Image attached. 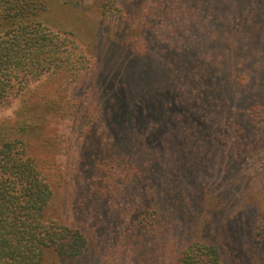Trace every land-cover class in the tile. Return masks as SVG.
I'll return each mask as SVG.
<instances>
[{"label": "rangeland", "instance_id": "374dc122", "mask_svg": "<svg viewBox=\"0 0 264 264\" xmlns=\"http://www.w3.org/2000/svg\"><path fill=\"white\" fill-rule=\"evenodd\" d=\"M237 1L188 16L187 8L193 14L203 4L115 0L118 10L110 13L97 0H47L41 17L75 38L87 58L84 74L70 81L30 79L29 88L0 104V132L32 122L30 148L53 190L49 216L94 235L91 242L104 264H144V254L134 249L138 232L126 233L132 223H153L152 195L159 189L168 193L182 225L199 221V238L225 246L223 264H264V247L249 230L264 210V126L256 120L263 106L241 108L232 87L235 77L248 93L256 90L252 79L264 77V0ZM171 7L186 10L183 18L165 11ZM237 61L243 63L233 73ZM194 119L204 135L212 134L200 149L199 164L192 141L190 150L167 164L159 158L158 187L151 175L136 181L124 174L128 179L116 177L104 195L110 172L102 176L96 163L111 146L130 154V143L147 154L151 140L156 143L155 122L194 134ZM225 163L227 175L220 167ZM94 257L44 253L49 264H90Z\"/></svg>", "mask_w": 264, "mask_h": 264}, {"label": "trees", "instance_id": "16d2710c", "mask_svg": "<svg viewBox=\"0 0 264 264\" xmlns=\"http://www.w3.org/2000/svg\"><path fill=\"white\" fill-rule=\"evenodd\" d=\"M97 1L98 8L102 10L106 8L110 13L118 10L115 0ZM224 1L195 0L198 6L203 5L193 14L188 13L190 9L187 8V14L200 15L203 8L212 10L215 4L219 7ZM233 2L236 5L238 3L237 0ZM172 7L165 11H170V15L174 14L176 18H183L186 10L175 12ZM46 9L47 0H0V104L13 93L27 88L32 78L61 76L70 81L80 79L84 74L86 56L79 51L70 33L55 30L42 19V12ZM240 42L237 40L238 45ZM237 62L238 66H235L233 73H237L243 63ZM253 69L259 70L260 64H256ZM234 79V94L240 96L239 100L242 101L237 103L241 108L247 106L248 111L263 106L261 116L256 120L263 121L264 126V77L253 78L256 90L248 93L244 92L241 81ZM194 120L198 127L194 134L181 125L171 130L167 126L169 124L163 128L160 122H155L156 129L151 130V135L156 143L151 140L154 145L147 154L139 146L130 143V154L121 153L111 146L96 163V167L100 166L98 172L102 176L110 172L102 185L104 195L107 196V190L116 177H125L127 180L134 176L136 181H140L142 177L151 175L152 185L158 187L155 172L160 163L159 158L162 157L167 164L170 157H177L190 150L189 144L192 141L197 142L198 149L193 155L199 164L200 149L208 146L207 139L212 140V134L204 135L201 130L203 126L197 119ZM13 129L0 132V264H49L44 258L47 249L55 250L67 259L83 258L93 252L95 257L90 264H104L97 251L98 246L91 242L94 235L87 234L80 226L49 216L53 190L39 157L30 148L32 122L19 121ZM242 132L244 130L240 129L239 133ZM218 149L215 144L214 150ZM220 167L224 174L230 172L226 163ZM124 174L128 177L121 176ZM165 179L162 176L160 180ZM144 181L148 184L147 180ZM153 192L155 220L153 223H132L126 233L133 237L138 232L137 247L134 244V249L144 254V264H223L222 251L225 246L199 238V221L182 225L176 210H173L175 206L167 200L168 193L164 194L163 189H159V193ZM238 207V204L233 205L235 211ZM256 218V223L249 230L253 240L259 244L258 247L263 248L264 210L256 214Z\"/></svg>", "mask_w": 264, "mask_h": 264}]
</instances>
